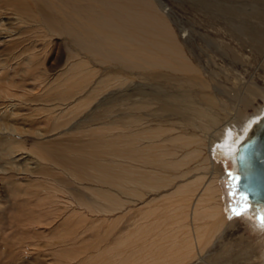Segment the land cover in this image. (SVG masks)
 <instances>
[{"label":"bare ground","instance_id":"obj_1","mask_svg":"<svg viewBox=\"0 0 264 264\" xmlns=\"http://www.w3.org/2000/svg\"><path fill=\"white\" fill-rule=\"evenodd\" d=\"M213 3L203 1L205 14L222 31L264 45L263 8L257 4L244 17L234 4ZM174 21L162 0H0V107L4 117L23 110L30 125L36 117L48 122L44 129L35 124L29 130L46 141L15 147L27 163L40 165L36 174H48L40 203L49 208L43 210L65 208L80 219L84 214L76 209L91 213L93 199L70 193L73 183L91 181L96 187L87 190L104 196L112 212L124 215L130 205H142L134 219V235L143 242L138 264H211V252L236 222L228 220L223 204L222 182L231 177L215 153L222 152L235 171L239 144L264 117V106L255 107L264 89L242 79L234 93L221 98L225 92L206 80L181 42L179 35L189 32ZM60 38L69 51L62 70ZM214 41L209 47L217 45L227 55L226 43ZM101 70L107 76L92 90V77L101 78ZM105 93L116 102L104 128L81 130L74 121ZM250 106L255 114L242 116L239 111ZM121 107L123 115L115 111ZM233 112L239 114L230 119ZM90 114L82 123L96 111ZM1 121L0 133L26 134L19 124ZM9 152L14 154L13 146ZM249 208L255 216L264 212V206ZM239 220L257 252L251 264H264V229L257 219Z\"/></svg>","mask_w":264,"mask_h":264},{"label":"rangeland","instance_id":"obj_2","mask_svg":"<svg viewBox=\"0 0 264 264\" xmlns=\"http://www.w3.org/2000/svg\"><path fill=\"white\" fill-rule=\"evenodd\" d=\"M203 1L162 0L166 4L167 9H169L172 19L175 20L174 22L184 26L191 35L189 33L186 34V32L184 35H179L187 54L199 65L206 80L210 84L219 86L225 92L221 96L223 99H226L229 93L236 91L237 84L242 79V82L255 80L257 86L264 89V45H257L254 42L244 43L243 38L236 39L229 32L222 31L214 19L206 16L205 12L207 13L208 10L206 9L207 7H204ZM213 1L216 2L213 5L221 4V7L222 3H227L230 6L234 4L233 10L244 17L252 14L248 9L254 6H256L254 7L256 9L258 7L264 9L262 2L255 3L252 0ZM241 22L247 23V21ZM253 25H258V23L254 21ZM261 30L264 32V25L262 24ZM259 34L260 36L264 35L261 32ZM215 39L219 43H226L228 56L225 55L226 53H222L221 50L224 49L218 48L219 46L217 45L211 46L212 48L209 47V43L217 44L214 41ZM65 41V38H60V44L56 46L58 55H60L61 70L65 69L69 57L67 42ZM223 47L225 48V46ZM226 49L224 52H226ZM100 72L103 75L101 78L99 75L95 76L96 79L94 76L92 77L93 81L91 80L89 86L92 90L107 76L102 73V70ZM19 81L20 78H18V81L16 79V82ZM99 96H97L98 98L91 109L80 113L77 121H74V124L76 122L81 124L79 126L81 130L89 129L88 131H90L91 128L95 127L104 128L103 124L109 120L111 106L116 100L112 98L108 101L106 93ZM235 104L232 101L230 103L231 106ZM256 106H264V96L261 93L256 95ZM124 109V107L115 108V111L123 115ZM229 109L232 112V108ZM93 110L96 111V114L91 117L93 119L82 123L91 115L90 113ZM3 112L4 110L0 107V123H2L1 120L8 119L9 122L19 124L22 127V131L26 134L20 137L13 135L12 131L0 133V139L12 137L9 140L10 142H6L3 145L0 143V264H138L140 261L142 262L140 250L143 242L134 235V223L138 221L142 205L136 206L139 203L130 205L129 212H125L126 214L124 213V215L119 213V211L112 212L109 202L104 200V196L95 197L91 194V191L87 190L89 186L96 187V184L91 181H83L70 185V187L72 186V192L70 193H73L72 195L75 198L83 195L93 199L91 203L94 204L95 208L91 213L89 210L80 209L79 211V209L75 208L76 211L78 210L77 212L84 214V217L80 219L75 211H68L65 208L43 210L49 208L46 204L40 203V199L45 195L44 193L48 192L45 189L49 184L48 174H36L35 172H39L37 169L40 165L37 166L35 162L29 160L27 163L25 156H22L21 151H16L15 147L20 149L21 146L17 142L22 141L30 149L46 141L40 140L38 136L32 134V130H29L34 129L35 126L36 128L44 129L48 126V122L42 124L41 122L44 121V118L36 117L33 120L38 124L30 125L29 123L31 122L24 121V118L28 116L24 117L25 112L23 110H18L13 115L9 113L8 117H4ZM239 112L246 117L253 115L255 109L250 106L247 111L242 109ZM237 114L239 113L233 112L230 115V119L235 118ZM33 125L35 126L33 127ZM190 132L194 131L191 130ZM57 136H51L48 140H55ZM72 144L70 143V145ZM9 146H13L15 150L12 155H10ZM215 154L217 161L221 165L222 172L226 174L234 172L231 163L222 152ZM62 181L66 184L68 183L66 177H62ZM222 184L224 189L223 204L226 215L229 221L235 220L236 222L226 233L223 241L216 244V247L211 252V264H219L218 261L220 260L224 264H228V262L233 264H251L256 258L257 252L253 250L250 244L247 225L243 220H239L241 218L232 217L231 208L238 202L236 197L233 199L229 196V192L232 191L231 180L225 178ZM151 196L153 197L154 195L152 194ZM76 205V203L73 204V207ZM250 212H247L244 216L255 222V213ZM229 217L232 218L230 219ZM256 223L258 222L256 221ZM225 244L227 246L229 244L227 250H224ZM195 264L198 263L195 262Z\"/></svg>","mask_w":264,"mask_h":264},{"label":"water","instance_id":"obj_3","mask_svg":"<svg viewBox=\"0 0 264 264\" xmlns=\"http://www.w3.org/2000/svg\"><path fill=\"white\" fill-rule=\"evenodd\" d=\"M235 157L237 167L231 174L239 181L237 202L243 195L247 197L249 206L254 204L259 209L264 206V117L239 144ZM230 180L232 186L234 181Z\"/></svg>","mask_w":264,"mask_h":264},{"label":"snow or ice","instance_id":"obj_4","mask_svg":"<svg viewBox=\"0 0 264 264\" xmlns=\"http://www.w3.org/2000/svg\"><path fill=\"white\" fill-rule=\"evenodd\" d=\"M229 176L233 179L234 184L231 186L233 188V191L229 192V196L233 199L236 197V193L238 191V177L232 176L231 173H229ZM249 210V202L247 197L240 195L239 202L231 208L232 217L241 218L246 214ZM232 217H229L230 219ZM256 219L258 222V225L261 229H264V212L257 210Z\"/></svg>","mask_w":264,"mask_h":264}]
</instances>
